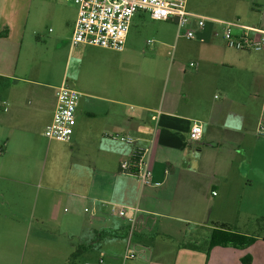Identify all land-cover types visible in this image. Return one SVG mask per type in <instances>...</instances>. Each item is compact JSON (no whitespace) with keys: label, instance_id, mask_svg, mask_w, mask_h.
<instances>
[{"label":"crops","instance_id":"obj_1","mask_svg":"<svg viewBox=\"0 0 264 264\" xmlns=\"http://www.w3.org/2000/svg\"><path fill=\"white\" fill-rule=\"evenodd\" d=\"M186 10L195 37L177 32L176 43L184 37L189 45L171 63L162 56L173 33L148 32L152 20L138 12L122 52L69 43L55 74L43 80L51 42L65 30L71 40L76 6L0 0V218L11 213L0 219V264H70L78 248L71 264H264V235L244 232L255 237L250 246L208 253L183 246L202 242L180 238L183 224H206L224 198L252 188L256 162L264 187V137L256 134L264 122V48L231 49L222 36L227 22L237 23L236 37L245 27L264 31V0H187ZM192 15L205 19L202 29ZM150 37L158 47L146 54ZM141 50L145 60L133 70L129 57ZM186 52L188 66L180 56ZM64 82L80 93L73 133L67 142L49 141L43 131ZM194 123L202 126L197 141L189 139ZM134 151L144 153L150 186L120 171ZM33 160H46L41 173ZM134 209L138 257L124 260Z\"/></svg>","mask_w":264,"mask_h":264},{"label":"built area","instance_id":"obj_2","mask_svg":"<svg viewBox=\"0 0 264 264\" xmlns=\"http://www.w3.org/2000/svg\"><path fill=\"white\" fill-rule=\"evenodd\" d=\"M187 0H73L77 15L71 34V46L85 44L89 46L122 52L132 19L138 12H145L152 21H172L178 29V35L187 39L195 37V30L186 28L189 17L186 10ZM195 17L196 27L202 29L205 19ZM237 23H223V39L228 48L241 51H261L264 48V31L245 27L243 33L236 37L232 35L231 27ZM252 33H256L254 38ZM80 93L64 82L55 88V106L51 121L45 126L43 135L51 141L67 142L73 133L75 111ZM202 134V126L194 123L189 130V139L197 141ZM257 136L264 137V122H260ZM114 140L133 144V139L127 135L115 134ZM121 173L134 176L141 186H150L152 172L144 159V153L134 151L131 161L120 163ZM125 209L118 214L125 216ZM135 212L127 219L126 242L123 254L124 260L138 257L134 249L133 236L136 228ZM99 263H102L100 260Z\"/></svg>","mask_w":264,"mask_h":264},{"label":"rangeland","instance_id":"obj_3","mask_svg":"<svg viewBox=\"0 0 264 264\" xmlns=\"http://www.w3.org/2000/svg\"><path fill=\"white\" fill-rule=\"evenodd\" d=\"M69 3L73 4V0H67ZM150 26L146 29L148 32L160 31V32H168L173 33V38L170 44V47L167 48L166 51H169V54L164 53L162 59L166 65V63H171L173 60H177V56H179V49L189 45L188 41L184 37H180L179 41L176 43L175 36L177 34V25L172 24L174 27L166 26L163 23L156 21H149ZM188 28V25L185 29ZM67 30L64 31L63 35L58 41L51 42L49 46V55L44 57L43 60V71L40 75L41 79H45L48 76H53L55 74V70L60 62V57L65 55L67 47H69V41H67ZM69 35V34H68ZM151 40V44H147L146 41L144 43L143 49L146 54H152V52L157 49L158 42L152 37L147 38V40ZM148 40V41H150ZM145 53L141 51L133 52L129 57L130 59V68L135 70L138 68L143 61L145 60ZM181 61L183 64L188 66L190 61L193 59L190 57L191 55L186 52L180 55ZM160 60V59H159ZM165 72V70H164ZM217 94V98H219ZM253 108H250L251 113H256L258 115V108L252 105ZM45 138V137H44ZM37 165L39 164L40 173L44 169V165L46 160H33ZM49 163V160H48ZM259 169V165L256 162L255 168L250 173L253 180L252 188L247 191L242 192L240 196H231L228 198H224V208L215 209L214 213L210 217L209 221L202 226H197L194 222H186L183 224L184 232L181 234L180 238H185L190 241L192 238L196 239L195 241L201 243L209 237L213 231V227L215 223H213L214 219H222L224 223L232 227L238 233H249V234H258L264 235V187L262 181L260 180L257 170ZM13 183L5 182V186H12ZM8 189V187H5ZM215 194H218L216 189L213 190ZM222 194L219 192V196L214 198L215 202H218L221 199ZM11 213L9 211L1 212V218L4 216H9ZM213 223V224H212ZM190 239V240H189ZM203 239V240H202ZM27 259V258H26ZM24 260L23 264L27 263V260ZM21 261V260H20Z\"/></svg>","mask_w":264,"mask_h":264},{"label":"trees","instance_id":"obj_4","mask_svg":"<svg viewBox=\"0 0 264 264\" xmlns=\"http://www.w3.org/2000/svg\"><path fill=\"white\" fill-rule=\"evenodd\" d=\"M255 241V237L252 235H245L236 232L232 227L227 224H220L217 228L213 229L207 240L203 241L201 244L187 243L183 244L185 248L190 250H200L201 247H205L206 253L210 251L215 246L221 247H233L237 249H242L250 246ZM79 254V248L74 251L71 255V261L77 258ZM250 259L244 260L248 263Z\"/></svg>","mask_w":264,"mask_h":264}]
</instances>
